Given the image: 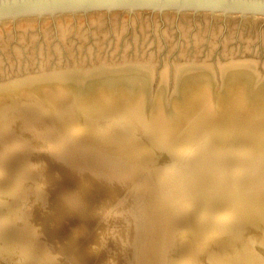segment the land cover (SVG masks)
Segmentation results:
<instances>
[{
	"label": "bare ground",
	"instance_id": "1",
	"mask_svg": "<svg viewBox=\"0 0 264 264\" xmlns=\"http://www.w3.org/2000/svg\"><path fill=\"white\" fill-rule=\"evenodd\" d=\"M176 69V90L171 96L165 93L164 78L152 91L153 69L142 63L56 67L0 78V185L11 154L29 147L32 154L23 169L9 173L15 174L18 193L33 187V205L35 210L41 209L34 213L36 228L30 236L38 246L14 250L16 257L8 260L1 256L12 248L2 246L0 232V264H62L66 255H59L64 254L61 247L66 245V235L74 230L71 225L76 222L77 233L89 211L95 214L91 218H106L105 223H116L141 243L142 224L150 214L144 212L140 219L130 207L139 205L138 192L127 205L123 191L113 197L115 182L135 185L136 191L149 190L153 195L147 264H161L164 253L168 264H264V76L259 78L251 61H230L221 65L219 91L209 66L191 64ZM38 125L44 130H35ZM48 125L52 129L47 130ZM29 129L32 131L26 132ZM81 130L87 133L83 142L76 140ZM40 131L49 135L37 133ZM68 137L74 154L85 150L81 144H90L88 153L101 162H85L83 172L69 157L72 165L64 167L76 179V186L71 182L73 187L69 183L71 188L67 185L69 189L62 191L57 182L61 192L51 185L58 191L54 193L48 188L55 176L47 172L46 156L62 148ZM44 149L50 151L40 152ZM62 173L57 178L66 180ZM4 192L0 186V230L17 217L15 198ZM84 204L90 206L88 212L83 210ZM97 206L107 211H98ZM75 216L80 218L69 227L67 223ZM98 224L102 227V222ZM102 234L95 248L113 246L112 242L107 246L109 238ZM171 240L177 243L173 247ZM180 242L184 247L176 260L174 246ZM117 251L115 258L121 256ZM72 255L73 264L82 263L78 253ZM83 256L85 260L87 255Z\"/></svg>",
	"mask_w": 264,
	"mask_h": 264
},
{
	"label": "rangeland",
	"instance_id": "2",
	"mask_svg": "<svg viewBox=\"0 0 264 264\" xmlns=\"http://www.w3.org/2000/svg\"><path fill=\"white\" fill-rule=\"evenodd\" d=\"M230 61H251L255 65V73H257L259 78L260 76H264L263 16L206 9H179L173 7L164 9L139 8L130 10L118 8L112 10H74L31 14L14 19L4 18L0 20L1 79L5 78L6 75L11 77L14 75L33 73L41 69H54L56 67L72 68L75 66L82 68L142 63L153 69L150 82L153 89L152 91L156 90L160 80L164 78L165 93L167 96H171L176 90V68L178 66L181 67L191 64H205L209 66L213 70L212 75L215 81V87L220 91L223 82L221 65ZM43 128V125L42 127L38 125V127L34 129L39 131ZM48 129L50 130L52 127L48 125L47 130ZM47 130H45V132H47ZM29 131L32 130L29 129L26 132ZM41 131L37 133L45 136L49 135L48 133L42 134ZM81 132L83 133L81 134ZM81 132L76 139L79 142H83L87 137L85 130H81ZM69 140V137L64 140V146L62 148L51 151L49 154L51 157L46 156L48 157V160L46 159L48 162L47 172L52 177L55 176L53 179L56 181L55 183L52 179L55 184H49L50 187H48V185L47 187L49 189L51 188L50 190L54 191V193L58 191L61 192L60 187H58V189L57 186H62V191H64L71 182L74 187L76 186V183H74L76 179H72L69 174L70 171L68 172L65 168L66 166L71 167L72 165L67 161L69 157L77 161L82 171L85 170V162L87 161H96V163L101 162L94 156L92 157V153H88V149H92L90 144V146L88 144H81L82 150H85L80 152V154H74L72 149L68 147L71 145ZM28 148L29 147H23L19 150H15L13 155L11 154L12 157H9L11 159L10 164L3 168V170H6V174L3 175L2 185L0 186H2L5 191L4 195H8L9 197L13 195L17 207V217L14 219L9 217V219H7L10 222L11 218V221H14V223L8 224L0 230L4 236V238H2V246L12 248L13 253L3 252L4 255L2 254L1 256L8 260L15 258L17 254L15 251L21 250L24 246L30 244L31 246H36L35 239L33 237L30 238V236L34 234V229L36 228V225H34L36 220L34 213L37 215V212L39 213L41 210H35L33 205L35 191L32 186H26L23 193H18L17 187L14 186L15 174L11 175V173H9L10 171L15 173L16 168L17 170L23 169L25 159H30V154H32ZM48 151H50V149H44L40 152L45 154ZM9 166H11V168ZM101 166L103 167V165ZM59 171L67 175L68 178L66 177V180L57 178L58 176H56V174ZM246 176L247 175L242 176V183H245ZM140 177L144 181L145 174L140 175ZM68 179L71 181L67 182ZM62 181L63 184L61 183ZM115 183V189L112 188L114 193V195H112L113 197H115V195H120L119 193L123 191L126 197L124 205H127L132 199L133 193L138 192L140 200L139 205L130 207L135 209L140 219H142L141 215L144 214V212H148V216L150 214L151 217L154 198L149 190L141 193L140 191H136L135 185L126 187L122 182ZM56 184L58 185L56 186ZM51 185H55L54 188H57L58 191L52 188ZM71 186L69 185L68 187L71 188ZM28 188H30V190ZM101 193L102 192L99 194ZM6 199L8 201V198ZM45 199H47V195L41 198L42 201ZM4 204L3 208L8 206V202ZM25 205L27 209H25ZM83 207V210L85 209V211L88 212L90 206L84 204ZM97 210H101L102 212H104V210L107 211L104 206H97ZM10 215L12 216L13 212ZM92 215H95L94 212L92 213L89 211L86 213V219L88 220H86L87 222L84 221V223L86 229L88 230L89 228V230L87 231L85 229V225L81 228L86 232L80 229V232L78 231L75 233V231H77L75 229V221H78L80 218L79 216L78 218L77 216H75L76 218L72 217L74 219L71 218V221L67 223L70 227V224H72L71 222H75V226L73 224L71 225V229H74L71 233L72 236L67 234L66 245L61 247V250L64 248L62 251L64 254H60L59 256L66 255L68 257L64 256V259L61 261L62 264H73L71 262L72 254L75 255L77 253L79 255L78 259L82 260L81 264H100L99 262L103 258V255L106 260L102 259L101 262H103V264L106 262L115 264L114 261H117L118 264H147L148 245L153 235V226L150 217L148 221H144L142 224V242L138 244L135 238L132 239L124 228H119V226H116V223H114L115 225L113 223H105L107 221L106 218H101V220L93 216V218H95L93 219L91 218ZM95 220H98V223L102 222V227L101 224H98ZM111 221H113V219H111ZM108 225H110V227ZM98 227L100 228L97 229ZM12 228L14 231H11L13 230ZM64 228L66 227L64 226ZM105 228H109L108 231ZM95 230H98V233L96 231L97 234L93 232ZM109 230L113 237H111L112 240L110 235L108 237ZM9 231L11 233H9ZM82 231L83 235H81ZM103 232L104 235L107 236V239H110L107 241V246L112 245V243L113 246L108 248L104 247L106 245H103L102 247L104 248H95L96 243L103 237ZM105 232H107V234H105ZM73 235L76 237L74 238ZM92 236L93 238L90 239ZM177 236L180 235L178 234ZM72 238H74L73 241L71 240ZM93 239H96L95 242ZM75 240L77 241L76 243ZM106 240L104 241L106 242ZM174 240H171V247L177 244ZM109 241L112 243L110 244ZM178 244V246H174V257H176V260L181 256L184 247L183 242ZM52 245L54 249L55 245ZM72 245L73 247H70ZM88 245H90L91 248ZM75 246L77 248H75ZM115 248L116 251L118 250L117 254H119V256L121 255L119 258H115L114 252L116 253V251L113 250ZM35 249L36 248H34V250ZM102 249H104V251ZM108 251L111 253H108ZM105 252L108 253L107 256L109 255L110 257H107ZM66 253L70 254V256ZM84 254L85 256L87 255L86 259L84 258L85 260L82 259ZM91 254H96V256H98L96 257L97 260H95L96 258H91ZM166 254H163L164 256L161 264H168ZM88 256L90 257L88 258ZM107 258L111 259L108 260ZM74 262V264H78V261Z\"/></svg>",
	"mask_w": 264,
	"mask_h": 264
},
{
	"label": "water",
	"instance_id": "3",
	"mask_svg": "<svg viewBox=\"0 0 264 264\" xmlns=\"http://www.w3.org/2000/svg\"><path fill=\"white\" fill-rule=\"evenodd\" d=\"M206 9L264 17V0H0V20L31 14L97 9Z\"/></svg>",
	"mask_w": 264,
	"mask_h": 264
}]
</instances>
